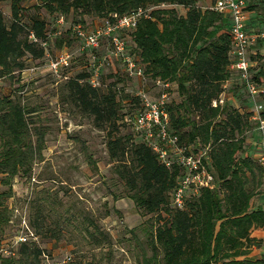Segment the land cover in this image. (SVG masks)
<instances>
[{
  "label": "trees",
  "instance_id": "trees-1",
  "mask_svg": "<svg viewBox=\"0 0 264 264\" xmlns=\"http://www.w3.org/2000/svg\"><path fill=\"white\" fill-rule=\"evenodd\" d=\"M22 1L11 0L13 21L8 27L0 12V74L21 73L25 67L20 60L26 54L35 61L47 62L46 23L34 14L29 17L26 32L20 23ZM196 1L39 0V6L48 14L93 15L111 22L114 14L122 16L139 7L150 9L148 5L152 3L186 8L185 15H176L171 9L152 10L150 18H140L134 30L119 33L126 38L128 54L143 67L145 78L167 86L176 84L183 98L176 104L167 103L166 109L170 130L178 136L179 144L196 154L208 148L206 162L216 186L203 188L196 195L188 194L182 209L170 203L180 175L178 166L165 167L132 131L131 135L118 131L119 101L112 90L114 85L99 95L100 86L94 88L87 81L89 63L85 71L64 82L68 83L83 112L92 115L97 123L111 127L107 141L109 157L124 162L125 155L129 154L131 160L127 166L122 170L118 168L127 188L125 196L144 216L158 211L166 214L167 219L152 232L153 243L162 254L160 264H264V254L251 234L254 229L264 231V170L249 154L258 134L249 121L245 110L247 99L237 80L233 79L228 85L224 105L212 107V102L223 91L222 85L232 77L228 70L231 63L229 20L209 9L215 0H210L204 9L198 8ZM244 1L245 32L256 34L264 29V5L261 7L256 0ZM22 33L25 36L21 37ZM66 33L71 35L69 31ZM31 35L37 42L30 39ZM62 38H57L58 46ZM40 42H46L45 49ZM251 51L255 53L249 54V60L255 63L253 79L263 82L264 41H258ZM83 56L87 58L86 53ZM110 60L108 58L101 68L99 77ZM115 64L125 74L122 64L117 60ZM71 68L65 69L63 74H68ZM47 74L56 79L51 72ZM138 100L139 105L132 111L120 114L124 125L126 116L131 117L140 109L139 97ZM262 103L264 105V101ZM27 114L28 111L9 96H0V174L3 175L0 182L4 185L10 184L20 172L29 173L32 164L43 157L44 132L36 129L34 142L30 139L32 132ZM249 130L247 140L245 134ZM87 160L95 167L89 155ZM11 195L10 187L0 192V218L7 224L12 223V209L3 206L2 200ZM48 231L56 236L54 230ZM34 233L38 235L35 230ZM2 241L0 239V243ZM252 247L258 248V253L250 257ZM44 253L39 244L24 243L16 247L13 256L1 259L0 264H44ZM46 254L53 259L51 254ZM141 255L142 264L152 263V257H146L144 252ZM66 256L69 260L64 264H81L71 262L69 254Z\"/></svg>",
  "mask_w": 264,
  "mask_h": 264
},
{
  "label": "rangeland",
  "instance_id": "rangeland-1",
  "mask_svg": "<svg viewBox=\"0 0 264 264\" xmlns=\"http://www.w3.org/2000/svg\"><path fill=\"white\" fill-rule=\"evenodd\" d=\"M256 1L261 7L264 5V0ZM209 2L197 0L196 6L204 9ZM10 5L11 0H0V12L7 27L13 21ZM20 7V23L26 32L30 16L37 14L44 19L50 58L62 48L73 53L69 77L87 69L88 60L81 54V45L74 39L71 26L80 23L86 30H91L108 21L107 18L69 13L61 15L64 22L57 24L60 14H48L39 6V0H23ZM148 8L171 9L176 15L186 12V8L172 4L156 6L152 3ZM58 30L59 35L56 34ZM58 37H64L60 40L61 46H58ZM103 49L101 52L105 57L106 45ZM20 62L25 67L21 73L0 74V96H9L28 111L26 119L33 142L36 129L44 132L43 157L32 164L29 173H18L8 185L0 182V192L9 187L12 189L11 197L2 200L3 206L12 209V223L7 224L0 218L1 241L11 238L13 230L24 218L38 234L40 248L51 254L55 262L69 254L71 262L81 264H142L141 253L144 252L146 257H152L151 264H160L162 254L153 243L152 232L167 216L161 211L144 216L125 196L127 188L118 168L122 170L131 159L129 154L125 155L124 162L109 157L107 141L111 127L97 123L92 115L79 108L68 83L47 74L50 70L45 67L46 60L41 63L26 54ZM99 82V95L114 85L112 90L119 101L118 131L122 135H131L132 128L129 123L121 122L120 114L129 113L139 105L138 94L156 99L166 93L167 103L173 104L183 98L175 83L164 86L147 77L143 81L129 78L113 60L104 67ZM250 131L245 134L247 140ZM85 151L95 167L88 164ZM2 177L0 174V181ZM48 230H54L56 236H51ZM251 234L264 254V231L254 229ZM257 249L252 247L249 256L258 253Z\"/></svg>",
  "mask_w": 264,
  "mask_h": 264
},
{
  "label": "built area",
  "instance_id": "built-area-1",
  "mask_svg": "<svg viewBox=\"0 0 264 264\" xmlns=\"http://www.w3.org/2000/svg\"><path fill=\"white\" fill-rule=\"evenodd\" d=\"M163 6V4H162ZM244 0H215L209 8L215 13L228 18L230 26V56L229 72L231 78L222 85V93L212 102V107H222L225 103L227 87L233 79L242 87L245 98L251 102L245 110L249 113V121L254 125L258 138L252 141V149L249 154L256 159L264 170V81L257 82L252 76V66L255 63L249 60V54H255L251 47L258 41H264V29L256 34H246L247 15L244 11ZM150 9L138 8L129 14L122 16L112 15L113 22H103L98 27L86 30L80 23L71 26V33L81 45V54L86 53L90 74L88 84L96 88L100 86L99 75L101 68L108 58L119 61L127 77L132 79H145L144 69L135 59L128 54L125 37L120 31H132L136 28L140 18H150ZM57 24L64 22V17H57ZM57 35L60 34L58 30ZM30 39L37 42L33 35ZM39 45L46 48V42ZM106 45V56L99 54ZM46 53L47 67L56 79L68 80L69 75L63 74L65 69L71 66L73 53L67 48H62L52 58ZM264 58V53H263ZM254 71V70H253ZM264 78V76H263ZM156 83L162 84L160 81ZM141 101L140 109L126 122L132 128V132L153 152L158 161L167 168L174 164L178 166L180 175L172 192L170 203L176 209L184 207L185 197L188 194L196 195L203 188L213 189L216 184L208 163L206 162L207 149L202 153H193L186 146L179 144L178 136L170 130V117L166 109L167 95L162 93L159 98L153 99L140 93L137 95ZM230 98V97H229ZM237 108V106H234ZM126 119V118H125ZM264 186V178H263ZM24 243L39 244V237L22 218L18 224L15 235L9 240L0 243V260L14 255L16 247ZM44 264H64L69 260L65 255L61 261H53L46 253L42 254Z\"/></svg>",
  "mask_w": 264,
  "mask_h": 264
},
{
  "label": "crops",
  "instance_id": "crops-1",
  "mask_svg": "<svg viewBox=\"0 0 264 264\" xmlns=\"http://www.w3.org/2000/svg\"><path fill=\"white\" fill-rule=\"evenodd\" d=\"M253 255H256V253H252V256H253Z\"/></svg>",
  "mask_w": 264,
  "mask_h": 264
}]
</instances>
